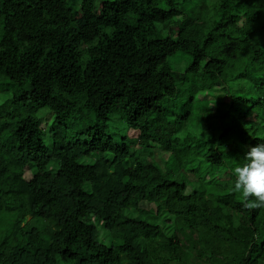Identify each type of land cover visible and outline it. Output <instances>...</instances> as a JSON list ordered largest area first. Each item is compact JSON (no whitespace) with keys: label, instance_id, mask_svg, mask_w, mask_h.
Instances as JSON below:
<instances>
[{"label":"trees","instance_id":"obj_1","mask_svg":"<svg viewBox=\"0 0 264 264\" xmlns=\"http://www.w3.org/2000/svg\"><path fill=\"white\" fill-rule=\"evenodd\" d=\"M4 94L0 264H264V206L232 191L264 142V0H0Z\"/></svg>","mask_w":264,"mask_h":264},{"label":"rangeland","instance_id":"obj_2","mask_svg":"<svg viewBox=\"0 0 264 264\" xmlns=\"http://www.w3.org/2000/svg\"><path fill=\"white\" fill-rule=\"evenodd\" d=\"M171 62V61H170ZM229 86L232 87V88H237L238 87V83L235 82V81H232L229 83ZM3 90V92H10L9 89H7L6 87H4V89H1ZM8 91V92H7ZM8 97V94H4L3 97H0V104H2L4 102V100ZM208 98V102L210 103V105L213 107L215 105V102L212 101L213 99L211 97H206L204 96L203 94L202 95H197L196 97V100L198 99H207ZM24 110V108H22V111ZM8 111V110H7ZM46 110L45 109H40L36 112V115H41L40 116V119H39V125L41 128L45 129L47 126L50 125L51 121H52V114L50 113H44ZM8 113V112H7ZM15 113H22L21 112V109H15ZM14 113V114H15ZM44 113V114H43ZM92 124V120L90 118V121H84L82 123H80L79 125L82 126V127H87L89 125ZM106 133L112 137H114L115 141L116 142H119L121 138L123 137H128L130 139H134L137 137V133L136 132H133L131 130H129L125 125L123 124H117L115 126H108V129L106 131ZM185 136V132L181 131L177 134V137L182 139L183 137ZM152 153H151V158L162 168V170L164 171V163L168 160V153H165L163 151H161L156 145H152ZM144 154V151L142 149H140L139 147L137 146H133L131 147V158H129L128 160H126V162L124 163V165L126 167L128 166H131L133 165L134 161L136 158H139L140 156H142ZM98 158V156H95L93 159H84V160H81L82 163H91L93 162L94 160H96ZM57 167H58V164L56 161H52L48 167H47V171L51 174H55L56 171H57ZM35 173V167L34 165L30 164L28 166L25 167L24 169V175H23V178L25 180H29L33 174ZM187 177H188V180L189 181H192L194 180V176L191 174V173H188L187 174ZM218 179H220L221 181L224 180V177L223 176H217ZM192 191V188L190 187H186L185 189V194H189L190 192ZM151 209V206L150 204L148 203H141L139 205V210L136 211V210H130V211H124V214L126 216H129V217H135L138 215L139 211L141 213H143V211H148ZM147 218L149 219H153L154 217L150 214V215H147ZM160 226L162 227L163 231H168L170 229V225L168 222L171 221V219H169L166 215H162L160 218ZM88 223H91L93 225L96 226V228L98 229V238H99V241L105 245H109L110 244V239H109V236L108 234L105 232V230H102V226H101V223H98L96 222L94 219L92 218H89L87 220Z\"/></svg>","mask_w":264,"mask_h":264},{"label":"clouds","instance_id":"obj_3","mask_svg":"<svg viewBox=\"0 0 264 264\" xmlns=\"http://www.w3.org/2000/svg\"><path fill=\"white\" fill-rule=\"evenodd\" d=\"M246 163L236 166L232 191L241 194L245 206H264V142L250 146L245 153Z\"/></svg>","mask_w":264,"mask_h":264}]
</instances>
